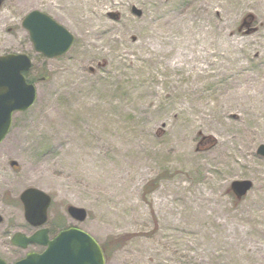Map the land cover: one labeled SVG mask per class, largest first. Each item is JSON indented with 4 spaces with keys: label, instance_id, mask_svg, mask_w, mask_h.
Segmentation results:
<instances>
[{
    "label": "rangeland",
    "instance_id": "374dc122",
    "mask_svg": "<svg viewBox=\"0 0 264 264\" xmlns=\"http://www.w3.org/2000/svg\"><path fill=\"white\" fill-rule=\"evenodd\" d=\"M79 1L84 27L72 0L0 3V53L28 52L37 90L0 143V257L42 249L10 241L36 229L19 199L34 187L44 226L85 230L106 264H264V0ZM32 9L72 32L65 53L34 52Z\"/></svg>",
    "mask_w": 264,
    "mask_h": 264
},
{
    "label": "water",
    "instance_id": "95a60500",
    "mask_svg": "<svg viewBox=\"0 0 264 264\" xmlns=\"http://www.w3.org/2000/svg\"><path fill=\"white\" fill-rule=\"evenodd\" d=\"M132 11L137 15L141 14L135 6ZM22 24L29 31L34 49L43 52L47 57L62 54L73 41V36L63 26L37 10L28 13ZM30 66L31 61L26 54L0 55V142L10 128L12 112L27 109L35 99L36 90L33 83H28L22 74V71ZM256 152L264 157V144H260ZM251 187L252 182L249 179L231 182V188L238 196L247 193ZM20 199L28 222L37 226L46 221L47 206L50 202L46 193L30 187L21 193ZM67 212L80 221L86 217L85 209L75 205H69ZM1 220L0 215V222ZM11 241L21 247H25L29 242L46 245L43 252H29L13 264H105L104 254L98 242L77 227L61 230L51 239H48L45 228L28 237L16 232ZM0 264L6 263L0 258Z\"/></svg>",
    "mask_w": 264,
    "mask_h": 264
},
{
    "label": "bare ground",
    "instance_id": "6f19581e",
    "mask_svg": "<svg viewBox=\"0 0 264 264\" xmlns=\"http://www.w3.org/2000/svg\"><path fill=\"white\" fill-rule=\"evenodd\" d=\"M28 2H33L36 0H27ZM80 9H81V3L79 0H72L71 6H69V12L71 15V20L73 25L77 24L78 26L84 27V24L87 23H92V20L85 21L81 16H80ZM87 41V40H86ZM88 42V41H87ZM80 57L77 58L79 60Z\"/></svg>",
    "mask_w": 264,
    "mask_h": 264
},
{
    "label": "flooded vegetation",
    "instance_id": "af4514ba",
    "mask_svg": "<svg viewBox=\"0 0 264 264\" xmlns=\"http://www.w3.org/2000/svg\"><path fill=\"white\" fill-rule=\"evenodd\" d=\"M0 3H2V0H0ZM41 12H44V13H46L47 15H49L51 18H53L55 21H57V22H59L57 19H55V17H53L50 13H47V12H45L44 10H41V9H39ZM71 16V15H70ZM59 23H61V22H59ZM62 24V23H61ZM73 24V23H72ZM62 25H64V24H62ZM65 26V25H64ZM66 27V26H65ZM67 28V27H66ZM68 29V28H67ZM69 30V29H68ZM70 31V30H69ZM39 55H41L42 57H44V55L42 54V53H39ZM65 227H67V226H64V228ZM48 233H49V230H48Z\"/></svg>",
    "mask_w": 264,
    "mask_h": 264
},
{
    "label": "trees",
    "instance_id": "16d2710c",
    "mask_svg": "<svg viewBox=\"0 0 264 264\" xmlns=\"http://www.w3.org/2000/svg\"><path fill=\"white\" fill-rule=\"evenodd\" d=\"M32 81V80H31ZM102 246V249H103V251H104V253H105V256H107L108 255V253H109V251H110V247L109 246H107V245H101Z\"/></svg>",
    "mask_w": 264,
    "mask_h": 264
}]
</instances>
